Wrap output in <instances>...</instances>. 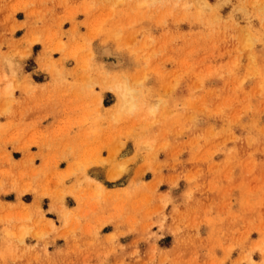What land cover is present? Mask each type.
Listing matches in <instances>:
<instances>
[{"label":"rangeland","instance_id":"374dc122","mask_svg":"<svg viewBox=\"0 0 264 264\" xmlns=\"http://www.w3.org/2000/svg\"><path fill=\"white\" fill-rule=\"evenodd\" d=\"M263 3L0 0V264H264Z\"/></svg>","mask_w":264,"mask_h":264},{"label":"bare ground","instance_id":"6f19581e","mask_svg":"<svg viewBox=\"0 0 264 264\" xmlns=\"http://www.w3.org/2000/svg\"><path fill=\"white\" fill-rule=\"evenodd\" d=\"M263 7H264V3H263ZM9 68H10V70H9L10 73L14 74L15 73V70H14L15 67L12 65V63H9ZM111 85H113L115 87L114 89L117 90V92H115V93L118 95V98H119V99L117 98L119 102H116V103L119 104L118 105L119 108L117 107L118 108V109L116 108L117 110L113 109L114 112H110V115H112V117H113V116H115V113L118 114L120 109H122V108L126 107V108L131 109L132 107H134V102L135 101H134V98L132 96L134 88L132 89L131 86L125 84V82H123V83H121V82H119V83L113 82V83H111ZM112 90H113V88H112ZM11 92H12V85L10 83H8L5 86V93L9 94Z\"/></svg>","mask_w":264,"mask_h":264},{"label":"crops","instance_id":"0c3cea01","mask_svg":"<svg viewBox=\"0 0 264 264\" xmlns=\"http://www.w3.org/2000/svg\"><path fill=\"white\" fill-rule=\"evenodd\" d=\"M58 103V102H57ZM62 103H65V102H62ZM55 104H52L51 102H46L45 103V105H38V106H40V108H47V109H49V108H53L54 109V106ZM65 107V106H64ZM38 119L39 120H41L42 118H44L45 117V115H40V114H38ZM58 122V118L57 117H55V116H53V121H52V123H49L50 125L48 126V127H50L51 125L52 126H56V123ZM56 128V127H55ZM54 128V129H55ZM64 138H65V135H64Z\"/></svg>","mask_w":264,"mask_h":264}]
</instances>
